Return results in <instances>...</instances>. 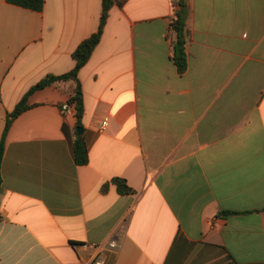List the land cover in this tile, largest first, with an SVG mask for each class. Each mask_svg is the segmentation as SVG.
I'll return each mask as SVG.
<instances>
[{
  "label": "crops",
  "instance_id": "1",
  "mask_svg": "<svg viewBox=\"0 0 264 264\" xmlns=\"http://www.w3.org/2000/svg\"><path fill=\"white\" fill-rule=\"evenodd\" d=\"M176 1L111 7L78 76L87 165L74 159L75 113L62 109L73 82L34 92L12 121L0 264H75L92 254L78 246L111 240L119 247L106 264H264V0H186L183 73L173 60ZM102 8L0 0V143L29 90L75 67ZM115 177L135 193L120 195Z\"/></svg>",
  "mask_w": 264,
  "mask_h": 264
},
{
  "label": "trees",
  "instance_id": "2",
  "mask_svg": "<svg viewBox=\"0 0 264 264\" xmlns=\"http://www.w3.org/2000/svg\"><path fill=\"white\" fill-rule=\"evenodd\" d=\"M128 0H103V8L100 18L99 29L90 35L88 38L83 40L76 50L74 51L73 57L75 59V67L68 73L62 75H47L35 86H33L29 92L23 97V99L16 105L13 112L10 114L9 119L5 127L4 134L0 143V205H1V188H2V174L1 165L5 152V142L7 132L12 124V121L21 115L24 111L29 108L28 101L29 97L36 91L50 87L60 82H73L71 87L70 95L67 100L68 103L74 107L75 117L77 119V126L82 127V118L84 115V103H83V92L79 81V72L83 66L90 59L94 49L98 45L103 35L104 27L107 22L111 7L116 4L123 6ZM9 3L18 5L27 9L41 11L44 7L45 0H8ZM176 6H180V9H176L174 16L171 21V28L175 32V39L173 41L174 55L173 60L177 65L181 73L185 72L188 65L187 57V44L189 41L190 31L186 24V13L184 7L186 6V0H177ZM73 154L77 165H87L89 163V149L85 139L84 133L77 135L73 142ZM111 182L116 186L117 192L120 195H131L135 191L131 188L127 181L120 177H115ZM109 184L106 183L102 186L101 191L106 192ZM225 215L231 214V212H225ZM226 264H238L237 262L231 261Z\"/></svg>",
  "mask_w": 264,
  "mask_h": 264
},
{
  "label": "built area",
  "instance_id": "3",
  "mask_svg": "<svg viewBox=\"0 0 264 264\" xmlns=\"http://www.w3.org/2000/svg\"><path fill=\"white\" fill-rule=\"evenodd\" d=\"M62 109L68 113H71L74 111L73 105L68 102L62 105ZM106 125H107V122H104L102 125V128L104 129ZM78 247H81L84 250L91 249L92 254L87 260L81 261L75 264H106L105 253L108 251L117 250L119 247V243L117 240H111L106 243H96V242L84 243Z\"/></svg>",
  "mask_w": 264,
  "mask_h": 264
},
{
  "label": "water",
  "instance_id": "4",
  "mask_svg": "<svg viewBox=\"0 0 264 264\" xmlns=\"http://www.w3.org/2000/svg\"><path fill=\"white\" fill-rule=\"evenodd\" d=\"M83 133V128L82 127H77V134L81 135Z\"/></svg>",
  "mask_w": 264,
  "mask_h": 264
}]
</instances>
